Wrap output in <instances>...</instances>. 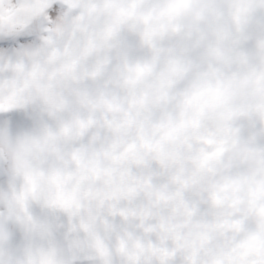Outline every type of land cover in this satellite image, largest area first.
Returning <instances> with one entry per match:
<instances>
[{"label": "snow or ice", "instance_id": "1", "mask_svg": "<svg viewBox=\"0 0 264 264\" xmlns=\"http://www.w3.org/2000/svg\"><path fill=\"white\" fill-rule=\"evenodd\" d=\"M219 23L230 56L196 63ZM253 37L264 0H0V264H264V172L236 162H264Z\"/></svg>", "mask_w": 264, "mask_h": 264}, {"label": "rangeland", "instance_id": "2", "mask_svg": "<svg viewBox=\"0 0 264 264\" xmlns=\"http://www.w3.org/2000/svg\"><path fill=\"white\" fill-rule=\"evenodd\" d=\"M194 23L203 22V18L193 17ZM228 31L227 24L219 23L213 24L210 28V37L213 47L219 49L222 53V56L217 57L213 55L209 48L207 41H194L197 46L200 47V55L197 58L196 63L206 64L210 61L216 60H227L230 56V51L226 45V42L223 38V35ZM167 54V53H166ZM177 55H182L180 48L176 49ZM247 59L249 62L262 63L264 64V48H261L258 42V38L253 37V43L251 47L247 49ZM188 73L191 74L194 78L197 76V69L194 65H190L188 68ZM242 87H247L249 84V79L242 77L240 80ZM251 97H242L238 100L229 99V103H249ZM255 143V138L251 135L245 137L241 144H246L251 146ZM14 151L10 152L7 148L4 150L2 155L3 164L0 166V170L3 171L7 177L6 183L3 187H0V213H3V223H0V232H3L5 236L8 235L9 223H16L17 217L19 215L20 209L16 204V195L21 189L22 185V174L17 171L14 166ZM237 164L242 167L245 171V175L249 178L258 176L264 172V162H261L258 157H248L244 158L242 155L237 159Z\"/></svg>", "mask_w": 264, "mask_h": 264}, {"label": "water", "instance_id": "3", "mask_svg": "<svg viewBox=\"0 0 264 264\" xmlns=\"http://www.w3.org/2000/svg\"><path fill=\"white\" fill-rule=\"evenodd\" d=\"M196 46V45H195Z\"/></svg>", "mask_w": 264, "mask_h": 264}]
</instances>
